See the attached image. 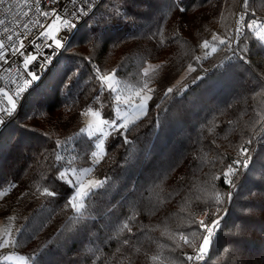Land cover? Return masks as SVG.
<instances>
[{
  "label": "trees",
  "instance_id": "1",
  "mask_svg": "<svg viewBox=\"0 0 264 264\" xmlns=\"http://www.w3.org/2000/svg\"><path fill=\"white\" fill-rule=\"evenodd\" d=\"M238 11L250 24L242 58L228 63L224 45ZM258 22L264 0H102L0 135V191L9 189L0 219L17 211L18 253L30 264H189L216 219L196 264H264ZM204 43L216 46L212 65L197 61ZM149 62L160 67L150 76L147 113L108 136L93 168L102 185L77 213L74 189L61 177L66 166L91 165L95 141L83 132L85 115L97 110L114 120L103 81L115 75L141 88ZM245 151L249 165L229 188L225 171ZM65 153L74 156L69 165Z\"/></svg>",
  "mask_w": 264,
  "mask_h": 264
},
{
  "label": "built area",
  "instance_id": "2",
  "mask_svg": "<svg viewBox=\"0 0 264 264\" xmlns=\"http://www.w3.org/2000/svg\"><path fill=\"white\" fill-rule=\"evenodd\" d=\"M102 0H3L0 3V135L18 114L26 96L56 62L60 53L79 27L94 13ZM248 14L238 11L234 16L230 38L224 45L228 63L241 59L239 46L249 29ZM254 26L263 27L258 22ZM56 29L54 35L50 31ZM61 40L56 47L55 39ZM23 45L24 47H21ZM51 53L49 63L36 67V61L28 63L31 55L37 59ZM39 79L33 81L31 76ZM249 164V159L245 160ZM236 161L231 170L237 172ZM238 173V172H237ZM8 253L18 256V251ZM6 252H0V257Z\"/></svg>",
  "mask_w": 264,
  "mask_h": 264
},
{
  "label": "rangeland",
  "instance_id": "3",
  "mask_svg": "<svg viewBox=\"0 0 264 264\" xmlns=\"http://www.w3.org/2000/svg\"><path fill=\"white\" fill-rule=\"evenodd\" d=\"M253 28L256 30L257 36L264 41V26H261L260 28L254 26ZM55 32V28L50 31L51 35H54ZM204 45L205 43L200 47V50L197 54V61L201 66H206V63L212 65L215 63V61L213 62L214 56H209L210 49H214L216 46H209L207 44L208 47L205 48ZM159 67L160 63H147V66L143 71L144 85L141 88L122 85L115 75H111L105 78L103 81L104 86L107 89H110L114 96L116 109L115 119L112 121L106 120L103 118L102 113L97 110L87 111L85 115L83 132L95 141V155L93 154L91 157V165L89 167L78 169V166L71 168L66 166L61 177L64 182L74 189L71 202L75 212H81L85 205V200L88 196V193L102 185V180L95 177L93 168L105 153V146L108 136L112 132L118 131L120 129H126L129 125L146 115L152 92V88L150 87V76L152 74L157 75L159 72ZM194 69L195 68L192 67L189 68L188 71L184 72L177 80L175 85H181ZM61 157L67 165H69L70 162L73 161L72 159H74V156H71L68 153L62 154ZM249 158L250 157L246 151L244 153L238 152L235 154L234 163L236 161L239 162V166H237V172H240L244 167L249 165L244 164V159L247 160ZM237 172H233V170L225 171V174L230 181L229 188L235 186L238 176ZM8 190L9 189L0 191V202L8 194ZM77 209H79V211H77ZM16 217L17 211L13 209L9 215L0 219V252H6L5 256L0 257V264H30L29 259L22 253L19 252L18 256H13L8 253L11 250L18 251L16 248V235L20 227L16 223ZM216 221L217 220L215 219L212 224L205 226L207 230L206 237L201 241V243L199 242L195 246L193 253L190 256L191 259L188 258L189 264H196L197 261H201L204 258L207 247L205 241L209 242L211 235L214 233V231H216V229L214 230L213 228V226L216 224ZM179 242H185L184 238L181 237Z\"/></svg>",
  "mask_w": 264,
  "mask_h": 264
},
{
  "label": "snow or ice",
  "instance_id": "4",
  "mask_svg": "<svg viewBox=\"0 0 264 264\" xmlns=\"http://www.w3.org/2000/svg\"><path fill=\"white\" fill-rule=\"evenodd\" d=\"M3 2V0H0V3H2ZM53 39H55V45H56V47H60L61 46V40L63 39V37H61L60 39H56V38H53ZM221 43H223V41H221ZM205 48H207L208 47V45H207V43H205ZM3 46L2 45H0V48H2ZM21 47H24L23 45H21ZM0 55H2V53H0ZM50 56H51V53H49L47 56H43V57H41L40 59H37V55H31L29 58H28V63H31L32 61H36V67L38 68V69H40V68H43V66L44 65H46V64H48L49 63V59H50ZM31 79L33 80V81H35V80H37V79H39V76H38V74L37 75H33V76H31ZM68 83H69V81H68ZM168 91H171V89H169ZM3 123V117H0V124H2ZM94 155H95V153H93ZM48 195L49 196H54V195H56L55 193H53V192H48ZM77 211H79V209H77ZM205 243H207V241H205ZM202 251H203V249H202ZM189 259H191V257H189Z\"/></svg>",
  "mask_w": 264,
  "mask_h": 264
}]
</instances>
